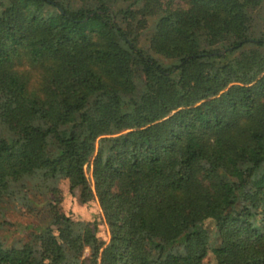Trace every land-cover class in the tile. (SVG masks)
Listing matches in <instances>:
<instances>
[{"label":"trees","instance_id":"16d2710c","mask_svg":"<svg viewBox=\"0 0 264 264\" xmlns=\"http://www.w3.org/2000/svg\"><path fill=\"white\" fill-rule=\"evenodd\" d=\"M176 1L0 0V230L10 206L46 222L0 235V264H264V0Z\"/></svg>","mask_w":264,"mask_h":264},{"label":"rangeland","instance_id":"374dc122","mask_svg":"<svg viewBox=\"0 0 264 264\" xmlns=\"http://www.w3.org/2000/svg\"><path fill=\"white\" fill-rule=\"evenodd\" d=\"M131 3V1L124 2V1H118L114 5V9L116 10V21H118L122 26H126V21L124 20V15L122 11ZM176 4L184 5L185 4L177 0ZM160 14H154L148 17V23L147 26L144 28L139 44L145 48V50L154 56L156 60H158L162 64H168L169 60L165 59L164 57L156 54L151 48L149 47L148 44V39L150 32L157 22ZM264 5H261L258 7L256 10L253 11V18L255 22L261 26L264 23ZM233 54L228 55L226 60H230L233 58ZM224 58L222 59H207L203 58L200 59L201 62L206 63V64H217L223 61ZM16 69L25 74L28 79V86H37L39 77H40V71L37 69L36 66L29 65L26 62H20L16 64ZM85 172L86 175L93 186V178H92V171H91V166H86L85 164ZM59 187L61 188V193H62V203L61 207L64 213L70 214L73 218L75 219H81V220H90L92 221L96 227H97V232L98 235L102 240H104L105 243L108 242L109 240V230L108 226L104 220L103 214L101 212V208L99 206L97 198L94 196L92 199L87 201L86 203H80L78 199L79 195V188H75L72 192H69L67 189V182L66 180L60 181ZM18 207H13L10 206L8 210L5 211L6 214V219L9 221V224L7 226L6 230H0V235H7L9 241L13 239H19V238H24L26 236V233L29 229L24 228L26 225L29 226L35 223H38L40 225H46L45 220L38 219L35 216H30L25 214L24 209L20 208L17 209ZM81 260L88 261L90 263L93 262L91 258V250L90 247L84 246L82 254L80 256ZM97 264L100 263V258L97 256L96 258ZM204 261L207 262V264H215L214 261L212 260V256L209 254L204 258Z\"/></svg>","mask_w":264,"mask_h":264}]
</instances>
